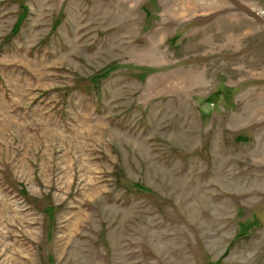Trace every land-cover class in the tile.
<instances>
[{
  "label": "rangeland",
  "instance_id": "rangeland-1",
  "mask_svg": "<svg viewBox=\"0 0 264 264\" xmlns=\"http://www.w3.org/2000/svg\"><path fill=\"white\" fill-rule=\"evenodd\" d=\"M0 264H264V0H0Z\"/></svg>",
  "mask_w": 264,
  "mask_h": 264
},
{
  "label": "trees",
  "instance_id": "trees-1",
  "mask_svg": "<svg viewBox=\"0 0 264 264\" xmlns=\"http://www.w3.org/2000/svg\"><path fill=\"white\" fill-rule=\"evenodd\" d=\"M134 186L137 187V188H140L141 185L138 184V183H134ZM49 213H50V216H52L53 213L52 212H49Z\"/></svg>",
  "mask_w": 264,
  "mask_h": 264
}]
</instances>
